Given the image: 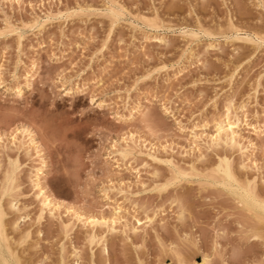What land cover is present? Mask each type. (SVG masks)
Wrapping results in <instances>:
<instances>
[{
  "label": "rangeland",
  "instance_id": "374dc122",
  "mask_svg": "<svg viewBox=\"0 0 264 264\" xmlns=\"http://www.w3.org/2000/svg\"><path fill=\"white\" fill-rule=\"evenodd\" d=\"M109 3L123 10L115 26ZM261 4L0 0V75L11 89H0V136L9 133L0 144V195L15 168L13 191L0 206L7 244L20 264H76L73 249L78 264H178L177 255L184 264H200L214 242L232 264L264 260L257 217L223 189L200 187L219 181L213 169L227 159L237 180L246 185L255 178L257 196H264V181L249 165L250 158L264 159V50L242 39L264 36ZM138 102L148 104L152 131L138 115L125 119ZM217 121L232 125L237 147L211 144L206 134ZM23 129L42 149V168ZM127 133L136 141H126ZM110 147L128 154L124 159ZM169 162L192 182L160 191L172 175ZM39 170L44 191L59 204L51 215L33 187ZM73 211L83 220L115 219L114 232L102 223L83 227ZM254 233L261 239L250 238ZM89 238H102L105 252ZM233 248L239 250L234 261ZM213 259L220 264L219 255Z\"/></svg>",
  "mask_w": 264,
  "mask_h": 264
},
{
  "label": "snow or ice",
  "instance_id": "6c2138e0",
  "mask_svg": "<svg viewBox=\"0 0 264 264\" xmlns=\"http://www.w3.org/2000/svg\"><path fill=\"white\" fill-rule=\"evenodd\" d=\"M106 9H107V15L111 18V20L113 21V26H115L116 23L120 22L121 19L123 18V10L119 8L118 5L116 4H106L105 5ZM260 7H264V4H261ZM35 28L36 25H25V28ZM12 31V30H10ZM14 34L17 36H20V38H23V33L19 30H14ZM111 34V32L109 33ZM5 33L4 32H0V36H4ZM238 35H240L238 33ZM243 39H245L248 43H253L258 45L261 50H264V36H260V37H256V38H250L248 36H243ZM3 69L2 66H0V73H2ZM145 79H147V77H145ZM0 89H3L4 93L7 94L9 91H11L10 88L5 86L4 83V79L3 76L0 75ZM15 95L17 97L20 96V89L16 88L14 89ZM71 95V93L69 92H64V96L65 97H69ZM90 104H93L95 107H100L101 105H96L95 102L93 100H89L88 101ZM167 110L165 109V112ZM227 111V109H226ZM132 113L138 115L141 120L144 122L145 124V130L147 131H152V124H151V119H150V113H148L145 109L143 108H133L132 109ZM81 115H83V113H81ZM135 116L132 114H129L125 117L126 120H132L134 119ZM117 120H119V117H116ZM232 125H229V129H231ZM183 130V129H181ZM255 131V129H253ZM17 130H12V134H11V139L13 142V147H15L16 141H17V136L15 135V132ZM25 134H28L29 136L31 135L27 129L24 130ZM260 135L262 137H264V129H262L260 131ZM9 133L5 132V134L3 136H0V144H5L7 139H8ZM255 158H250L249 160V165L252 169H255L256 171H258L260 173L259 179L261 181H264V159H259L258 161H255ZM11 163V161H10ZM169 167L172 170V175L171 178L169 179V181L167 183H165L159 190L160 191H165L171 187H175L178 183H182V182H192L193 177L192 175H190L187 172H183L179 169L174 168L171 165V162H169ZM241 167H244V165L242 164ZM194 171V170H193ZM213 172L218 174L220 177H222V179L219 182L213 183L211 185L208 184H204L201 183L200 187L206 188L208 186H212V187H217L220 189H223V194L225 195H230V196H235L236 193H241L242 194V198L244 200V202L246 203L247 207H249L250 210H258L257 211V220L258 223L261 227L262 232H264V196H257L256 190L254 188V184L256 183L255 178L252 180H249L247 182V184H241L236 176L233 174V170L230 167V162L225 159L222 160L220 162V164H218L214 169ZM156 190V189H154ZM7 194V192L5 193ZM3 199V196L0 195V200ZM180 203L181 206V212L179 215V219L180 220H184L186 213L184 211V206L182 202H178ZM14 206V205H13ZM135 207V206H134ZM159 211V210H157ZM135 219V218H134ZM150 221H145V223H148ZM137 224H140L141 221L140 220H136ZM135 230V229H134ZM3 232V225L0 224V233ZM223 233H218L217 236H222ZM253 240H257V239H261V237L255 236L253 235L251 237ZM185 240H188L189 237L185 236L184 237ZM219 245L216 244L215 242L213 243V247L211 250V255H205L204 259L202 261V264H214V256L219 255L220 256V264H232V261H229L228 259H226L223 254H220L218 252L219 249ZM169 251L173 252V254H175V249L174 248H170ZM239 254V250L236 248L232 249V260L234 261L237 256ZM176 261H179L180 264H183V261L180 259V257L177 255L176 256ZM175 264V262H174ZM260 264H264V260H262L260 262Z\"/></svg>",
  "mask_w": 264,
  "mask_h": 264
},
{
  "label": "bare ground",
  "instance_id": "6f19581e",
  "mask_svg": "<svg viewBox=\"0 0 264 264\" xmlns=\"http://www.w3.org/2000/svg\"><path fill=\"white\" fill-rule=\"evenodd\" d=\"M45 18H46V16H45ZM40 23V22H39ZM43 23V22H42ZM40 25V24H39ZM38 25V26H39ZM20 30V29H19ZM244 33V32H243ZM20 37V36H19ZM253 38H256V37H253ZM243 39V38H242ZM159 41V40H158ZM243 41V40H242ZM161 43L163 44L164 43V41L162 42L161 41ZM160 43V44H161ZM165 44V43H164ZM30 77V76H29ZM26 80H27V82L29 81V78L28 77H26L25 78ZM25 80V81H26ZM25 84V83H24ZM28 84V83H27ZM67 92V91H66ZM15 98H17V97H15ZM148 105V104H147ZM146 104L144 105V106H142L141 105V103L140 102H138V103H136L132 108H131V110H129V113H128V115L129 114H132V115H134V116H136V114H134V113H132V109L133 108H137V107H139V108H143V109H145V110H147L148 109V106H147ZM226 112H228V111H226ZM223 120H224V118H223ZM221 121V120H220ZM218 122L217 121V123L214 125V127H215V129H214V131H213V133H211L210 135H207L206 134V137L210 140V142H211V144L215 147H218L219 145H227L228 147H230V149H232V148H235V147H237V146H235L236 144H234V137H236L235 136V133H236V131L234 130L233 131V127H231V129H229V124L227 123V122H225V121H223V122ZM196 128V127H195ZM233 128V129H232ZM24 130L25 129H23V130H21L22 132H23V134H25V132H24ZM28 130V129H27ZM190 130V129H189ZM196 130V129H195ZM191 131H193V135L192 136H194L195 134H197V133H194V128L193 129H191ZM256 131V130H255ZM28 132L31 134L30 136L28 135V134H25V136H26V140H28V143L30 144V146L32 147V149L35 151V153L34 154H36L37 155V157H38V159H39V163H40V166L39 167H43V166H45V162H44V160H43V154H42V149H40L41 147H39V145H38V143H37V141H36V139H35V137H34V134L30 131V130H28ZM199 132V131H198ZM201 132V131H200ZM128 134V133H127ZM133 134V133H132ZM131 133H129L128 135H126V136H128V137H126V141H128L127 140V138L129 139V141H136V140H134V138H133V135H132ZM190 134H192V132L190 133ZM200 135L202 134V133H199ZM238 134V133H237ZM200 135H199V137H200ZM205 135V134H204ZM239 135V134H238ZM135 137V136H134ZM202 137V136H201ZM200 137V138H201ZM238 137V139H239V136H237ZM236 137V138H237ZM136 138V137H135ZM192 138H194V137H192ZM235 138V139H236ZM194 139H197V138H194ZM124 140V142H125V145L127 144L126 143V141ZM142 140V139H141ZM207 140V139H206ZM132 141V142H133ZM11 142V141H10ZM121 142H123V140L121 141ZM132 142H131V144H132ZM207 142V141H206ZM238 142V141H237ZM236 143V142H235ZM124 145V144H123ZM123 145H122V147H123ZM232 145H234V146H232ZM239 145V144H238ZM130 146V145H129ZM254 146V145H253ZM256 146V145H255ZM121 147V146H120ZM151 147V146H150ZM212 147V146H211ZM232 147V148H231ZM29 148V147H28ZM111 149H113V150H111L112 151V153L114 154V153H116V154H118L119 155V157H124V155H125V153H121V152H118L116 149H118L119 147H117L116 149L115 148H112V147H110ZM125 148H127V147H125ZM158 148V147H157ZM128 149V148H127ZM218 149V148H217ZM229 149V148H228ZM27 151V150H26ZM123 151V150H122ZM157 151V150H156ZM131 152V151H130ZM110 153V152H109ZM111 153V154H112ZM127 153V152H126ZM128 154V153H127ZM127 154L125 155V156H127ZM35 155V156H36ZM117 155V156H118ZM118 157V158H119ZM200 157V156H199ZM124 159H125V157H124ZM123 160V159H122ZM220 160V159H219ZM220 163V162H219ZM12 164V163H11ZM241 167V166H240ZM243 168V167H242ZM36 170H38V169H36ZM14 171H15V168H12V165H11V170L10 171H8V173H7V175H6V182H5V184H7V185H5V188L4 189H2L3 190V193H2V195H8L11 191H13V186H12V184L14 183ZM39 172H40V170L39 171H36V175L34 176V179H33V187H36V188H38V194L39 195H41L42 196V201H41V203L47 208V210L50 212V215H51V213L53 212V211H55L56 209H57V207L59 206V204L57 203V202H55L54 200H53V198H51L50 196H49V194L47 195V192H45L44 191V187H43V185L41 184V178H40V176H39ZM234 173V172H233ZM42 175V174H41ZM217 175V174H216ZM194 178V177H193ZM213 178V177H212ZM216 178V177H215ZM200 179V178H199ZM222 179V177H220V179H219V181ZM218 180V179H217ZM217 180H215L216 182H217ZM218 181V182H219ZM212 182H214L213 180H212ZM211 182V183H212ZM215 183V182H214ZM213 184V183H212ZM7 192V194H5ZM37 194V195H38ZM234 198H236L237 199V204L239 203L240 204V206L243 208V209H245L247 212H249V213H251V214H253L254 215V217L256 218L257 217V211L258 210H250L249 209V207H247V205H246V203L244 202V200H243V198H242V194L241 193H236V195L234 196ZM10 199H12L11 197H10ZM14 199V198H13ZM41 199V198H40ZM6 203H7V201H6ZM5 203V204H6ZM8 208L10 209V210H15V208H16V206H15V204H14V200H8ZM4 204V203H3ZM14 205V206H13ZM6 206V205H5ZM43 206V207H44ZM7 208V209H8ZM45 209V208H44ZM244 210V211H245ZM67 211H68V209H67ZM111 213H112V215L113 216H118V214H119V212L120 211H118V208L117 207H115V208H112L111 209ZM8 212H9V210H8ZM11 212V211H10ZM49 212H48V214H49ZM74 212V211H73ZM78 213V212H77ZM75 213L74 212V215H75V218L77 219V220H80L81 221V224H82V226L84 227L85 225H86V227L87 226H91L93 223H95V224H99V223H102L103 225H107L109 228H110V233L111 232H114V227H113V225L115 224V221L114 220H112V219H110V220H108L107 222L105 221V220H103L102 219V217L101 218H99V219H96V218H94V217H91V218H89V217H85V219L83 220L82 218V215L80 214V213ZM40 215V214H39ZM256 215V216H255ZM3 217H4V213H3V210L1 209V206H0V224H2L3 225V223H2V219H3ZM20 217V216H19ZM22 217V216H21ZM51 217V216H50ZM253 217V216H252ZM118 219H119V217H118ZM18 220V219H17ZM256 220H257V218H256ZM15 221V220H14ZM148 221H150L151 222V220H148ZM8 222V221H7ZM258 222V221H257ZM12 223V229H13V231L17 228V223L16 222H11ZM149 223V222H148ZM8 225H10V223L8 224ZM11 226H10V228H11ZM254 227V226H253ZM66 228V227H65ZM251 229V228H250ZM107 230H109L108 228H107ZM253 230V229H252ZM255 230V229H254ZM132 231H133V229H132ZM12 232V231H11ZM5 231H4V226H3V232L2 233H0V264H20L19 262V259H18V257L15 255V253L13 252V251H11L10 249H9V246H8V244H7V240H8V238H7V236H5ZM12 234V233H11ZM112 234H114V233H112ZM132 234V233H131ZM133 234H134V232H133ZM135 235V234H134ZM253 235H255V236H257V234H253ZM259 236V235H258ZM92 237H93V235H92ZM261 237V236H260ZM251 238V237H250ZM90 239V238H89ZM95 239L94 238H91L90 239V242L91 241H94ZM96 241V240H95ZM23 242V241H22ZM97 243H100V248L102 249V251H104L105 252V246H104V244H103V240H102V238H99V239H97V241H96ZM9 243V242H8ZM91 244V243H90ZM14 245V244H13ZM63 245V244H62ZM15 246V245H14ZM99 248V251L101 250ZM74 251L72 252L73 253V256L72 257H74L75 259H76V264H78V252H76V250L75 249H73ZM63 255V254H62ZM64 258V257H63ZM203 259H204V256L202 257V259H201V262H200V264H202V261H203ZM178 264H180V262L178 261ZM184 264V263H183Z\"/></svg>",
  "mask_w": 264,
  "mask_h": 264
}]
</instances>
